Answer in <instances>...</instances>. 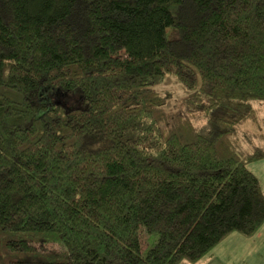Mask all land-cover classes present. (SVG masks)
<instances>
[{"label":"trees","instance_id":"1","mask_svg":"<svg viewBox=\"0 0 264 264\" xmlns=\"http://www.w3.org/2000/svg\"><path fill=\"white\" fill-rule=\"evenodd\" d=\"M260 103L264 0H0V264H198L254 234Z\"/></svg>","mask_w":264,"mask_h":264},{"label":"crops","instance_id":"2","mask_svg":"<svg viewBox=\"0 0 264 264\" xmlns=\"http://www.w3.org/2000/svg\"><path fill=\"white\" fill-rule=\"evenodd\" d=\"M258 122L246 123L241 131V141L249 142L255 148H264V103L258 107ZM258 178L264 193V158L247 164ZM198 264H264V222L258 230L245 236L237 232L226 235Z\"/></svg>","mask_w":264,"mask_h":264},{"label":"rangeland","instance_id":"3","mask_svg":"<svg viewBox=\"0 0 264 264\" xmlns=\"http://www.w3.org/2000/svg\"><path fill=\"white\" fill-rule=\"evenodd\" d=\"M118 54H125L124 51L118 52ZM158 90L161 92H165L169 96V106H172L174 100L179 99L185 94V89L176 81L175 78L172 76H169L165 78L159 85H158ZM262 104V103H260ZM195 122L198 126H201L205 121L203 118L199 115L196 116ZM244 150H252L253 147L249 144V142H242ZM264 145V143H263ZM264 149V148H263ZM238 233V232H237ZM152 238H155V236H152Z\"/></svg>","mask_w":264,"mask_h":264}]
</instances>
